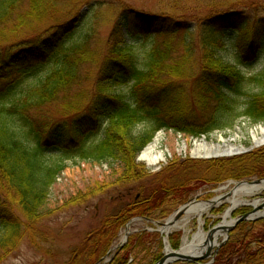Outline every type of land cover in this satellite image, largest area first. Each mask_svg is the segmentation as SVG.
I'll use <instances>...</instances> for the list:
<instances>
[{
    "label": "trees",
    "instance_id": "1",
    "mask_svg": "<svg viewBox=\"0 0 264 264\" xmlns=\"http://www.w3.org/2000/svg\"><path fill=\"white\" fill-rule=\"evenodd\" d=\"M155 1L157 10L147 13L126 0H0V26L11 24V36L24 32L0 42V263L24 238L35 248L43 242L42 222L54 209L49 194L67 169L54 153L110 169L67 196L61 209L84 206L114 188L136 191L87 234L67 264H83V256L89 264L101 261L130 219H164L202 185L264 178V147L228 159L188 158V167L198 169L193 174H179L181 160L159 172L137 161L161 129L196 138L227 133L241 118L264 122V65L252 73L240 67L264 56V0ZM105 13L112 16L103 20ZM45 18L51 22L38 26ZM102 24L111 28L104 41ZM198 29L201 37L186 39L183 53L169 42L152 47L144 62L132 53L139 37L192 36ZM242 44L239 63L226 61L223 52ZM94 71L79 103L73 89ZM190 79L195 85L188 95L180 82ZM193 103L212 110L188 112ZM142 123L153 128L137 134ZM161 237L148 230L130 234L108 264L156 263L163 257ZM180 241L181 233L171 235L173 248ZM200 263L206 261L193 264ZM211 264H264V218L239 222Z\"/></svg>",
    "mask_w": 264,
    "mask_h": 264
},
{
    "label": "rangeland",
    "instance_id": "2",
    "mask_svg": "<svg viewBox=\"0 0 264 264\" xmlns=\"http://www.w3.org/2000/svg\"><path fill=\"white\" fill-rule=\"evenodd\" d=\"M130 6L140 10L142 12H154L157 10V3L155 0H126ZM191 2L192 0H186ZM112 14L105 13L103 14V20L107 17H111ZM96 19H92V23L95 22ZM51 20L43 19L38 22V26L43 27L50 23ZM85 26H87L88 22L84 21ZM101 27V37L102 40L107 37L111 28L110 25H104ZM11 24H7L5 26H0V42L2 41H12L16 40L20 36L24 35L23 33H17L13 36L12 33H9L7 29H9ZM84 26V27H85ZM139 32V31H136ZM185 32H179L176 35L168 36L166 34H161L156 37L150 38H141L140 41L135 42V45L132 47V53L141 61L144 62L147 58V53L154 46H159L160 48L164 47L168 42L172 44V47L175 48V51L178 53H183L182 50L186 47V39L195 38V40H199L202 35V32L198 29L193 33L192 36L185 35ZM80 33H75L74 36L80 37ZM173 37V38H172ZM71 38V37H70ZM172 38V39H171ZM75 40L74 38H71ZM71 39H69L71 41ZM68 40V43H69ZM102 41V42H103ZM243 44L238 46H229L225 52H223V57L226 61L239 63L240 49H243ZM231 60V61H230ZM264 65V56L261 57L260 60L254 62H248V64H240V67L248 73H252L254 71H258ZM97 75V72H93L89 78L84 80L80 86L74 87L73 91L77 92V96L79 99V103H82L84 99L80 96V93L84 89H88L92 87L94 79ZM185 85L187 94H191L194 87V79L185 80L180 82ZM124 91H128V89H124ZM82 100V101H81ZM51 113H57L55 107H50ZM212 108L204 109L197 103L191 104L188 112H193L199 116H207L211 112ZM153 128L152 123H142L138 125L135 129L137 134H143L146 131H150ZM264 128V122L253 123L248 119L241 118V120L227 133L225 132H214L211 133L210 137L200 136V137H192L190 135L182 134L181 132H177L176 130H164L161 129L157 131L154 138L152 139V143L155 142V138L159 137V142L157 143V152L161 151L164 154V159L155 165H149L140 154L137 158V161L144 165L149 169L150 172H159L163 171L166 168H169L175 160L182 161L181 168L179 169V174H182L183 171H187L188 174L198 173V169L188 167L185 160L193 159V160H213V159H221V158H233L246 153H250L252 151L261 149L264 145L254 147L253 149L247 152H240L234 155L223 156L219 158H200L196 156L197 151L196 148L199 147V144L202 138L206 139L209 145L220 144L222 138L228 141L229 145H235L238 148H249L254 146V133L260 137L262 134V129ZM157 141V140H156ZM150 142V143H151ZM54 159L64 160L67 164V169L62 172L58 177L56 182L54 183L53 188L49 194V207L54 208L51 212V215L46 217L41 226V230L44 234L43 242H40L39 248H35V246L30 243L27 238H24L18 247L8 256L5 257L3 262L0 264H67L73 258L77 257L75 254L77 252V248L82 245L83 241L87 238V234L94 228L99 227L101 223L104 221L106 216L109 215L115 206L119 205L122 201H130L133 196L136 194L134 188L125 187V188H114L108 190L106 193L97 196L92 199L89 203L84 206H72L69 208L61 209L62 201L71 194L76 193L79 189H84L87 185L91 184L97 179H104L108 176V172L110 171L107 163H95V162H86L81 161L78 158H65L62 155L54 153ZM259 179L258 177H250L246 179H229L216 186L212 185H202L198 190L191 192L188 196V199L185 203L181 204L178 208L174 209L167 217L161 220H165L174 214L182 205L189 203L193 199L198 200H208L212 199L219 195H224L234 187V183L229 182L231 180L234 181H243V180H252ZM227 187V188H226ZM223 188V189H221ZM225 188V189H224ZM214 190V191H213ZM230 197V195L228 196ZM242 198H249L244 195H240ZM261 201L264 200V190L260 193ZM229 207V203L225 202L221 206L213 208L209 213H207L203 219L204 225L203 228L206 232H208L213 226L218 224L223 220V216L227 208ZM247 209L251 211L253 207L250 206H239L236 211L228 218H236L239 216L238 210ZM264 212V209L261 210ZM241 215V213H240ZM184 218V217H183ZM264 218V217H261ZM260 219V218H259ZM156 228V225L144 220L139 219L133 224H131L130 232L137 233L141 230L147 229L150 232ZM200 228V223L198 218L195 217L191 220L188 229L190 230V237ZM124 231L125 226L121 228L117 234L115 241L113 242V246L111 248V252L103 256L102 260L95 264H108L105 261L112 259V255L114 252L122 245L124 240ZM183 234V231L180 230ZM178 232H174V236H176ZM172 235V236H173ZM171 237V236H170ZM162 238V237H161ZM223 236L220 235L218 238V243H221ZM225 245V244H224ZM223 245V246H224ZM41 246V247H40ZM222 246V247H223ZM222 247L218 248L217 253H213L212 256L206 259V264L213 263L218 256L219 251ZM165 248V247H164ZM216 250L214 247L213 251ZM165 250L163 249V254ZM81 263L89 264L90 258L89 256H83L80 259ZM79 260V261H80ZM193 264L183 261H176L171 264ZM201 264V263H200ZM204 264V263H202Z\"/></svg>",
    "mask_w": 264,
    "mask_h": 264
},
{
    "label": "water",
    "instance_id": "3",
    "mask_svg": "<svg viewBox=\"0 0 264 264\" xmlns=\"http://www.w3.org/2000/svg\"><path fill=\"white\" fill-rule=\"evenodd\" d=\"M263 129H262V134H263ZM262 134L259 137V139H256L254 137V146H251L249 148H238L235 145H232L233 149L232 152L226 153V154H220V155H214V156H208V155H198L196 154V156H199L200 158H206V159H212V158H219V157H223V156H229V155H234L240 152H247L251 149H253L254 147H258L261 145H264V138H262ZM159 137L155 138V141L158 140ZM201 141H205L208 143V141L204 138H202ZM229 142L226 141L224 138H222L221 143L220 144H215V145H220L221 147L225 144H228ZM153 143H149L141 152V155L143 154V152ZM158 153L162 156L163 152L158 151ZM155 165V164H153ZM230 183H234V187L236 185H240L243 183H247L253 186V190L250 194H244L246 196H249L251 198H249V202L250 203H246L244 205L241 206H250L253 207V209L241 216H238L237 218H232L230 220V225L228 227L225 228V235L223 237V240L221 243L215 244L213 242V235L215 234L216 230H217V225L214 226L212 229L209 230V242L205 245V247L203 249H195L196 252L195 253H185L182 251L183 246H181L178 250H173L171 249L169 240H168V236L170 234V232L176 228H174L176 226V221L180 220V218L184 215V212L187 209V206L189 204H185L183 206H181L174 214H172L170 217H168L166 220L164 221H154L158 228L157 230L159 232H161L162 234H164V242H165V253L163 255V257L156 262L155 264H171L173 262L176 261H185V262H199V261H203L206 260L208 258H210L212 256L213 253H217L218 252V248L222 247L226 241L229 238V234L230 231L232 229H234V227L241 221H248V220H256L258 218L264 217V212H262L261 210L264 209V200L261 201V198L259 197V194L261 191L264 190V178L262 179H252V180H243V181H234L231 180L229 182ZM223 189V188H221ZM229 195H232V192L229 191L224 195H219L216 196L212 199H208L205 202H209L211 200H214L215 198H220V199H225L227 198ZM192 202H203V201H198L197 199H194L191 201ZM236 209H234L231 213H233ZM231 215V214H230ZM138 218H134L132 219L130 222L137 220ZM129 235V231H126V235L125 238L123 240V243H125V241L127 240ZM214 247H216V250L213 251Z\"/></svg>",
    "mask_w": 264,
    "mask_h": 264
},
{
    "label": "bare ground",
    "instance_id": "4",
    "mask_svg": "<svg viewBox=\"0 0 264 264\" xmlns=\"http://www.w3.org/2000/svg\"><path fill=\"white\" fill-rule=\"evenodd\" d=\"M264 131V128H263ZM256 139L259 137L254 133ZM262 138H264V132L262 134ZM159 142V138L152 145H150L142 154V158L149 164H157L161 160L164 159V154L161 156L157 152V143ZM232 145L225 144L222 147L220 145H209V143L205 141H201L199 147L195 149L198 155H220L232 152ZM227 188V187H226ZM253 186L247 183H243L240 185H236L231 188L232 195L225 199L215 198L209 202H192L187 206L186 211L184 212V218L176 221L177 230L184 231V244L182 251L185 253H195V249H203L205 245L209 242V232H206L203 228L204 225V217L207 213H209L213 208L221 206L225 202L229 203V207L224 213L223 220L217 225V230L213 235V242L218 244V238L220 235H225V228L230 225V217L231 212L238 208L241 205L246 203H250L249 199L239 197L240 195L250 194L252 192ZM225 189V188H224ZM199 218L200 220V228L193 234L192 238H190V230L188 229L189 224L193 218ZM134 223V222H133ZM131 225H129V228ZM128 228V230H129Z\"/></svg>",
    "mask_w": 264,
    "mask_h": 264
}]
</instances>
